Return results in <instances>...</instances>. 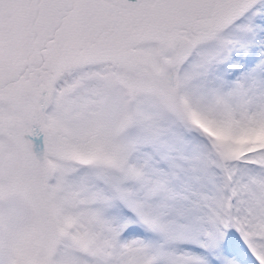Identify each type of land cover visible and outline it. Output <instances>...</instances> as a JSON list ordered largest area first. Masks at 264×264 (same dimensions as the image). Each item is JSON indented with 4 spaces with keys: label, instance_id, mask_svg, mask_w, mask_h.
Segmentation results:
<instances>
[{
    "label": "snow or ice",
    "instance_id": "obj_1",
    "mask_svg": "<svg viewBox=\"0 0 264 264\" xmlns=\"http://www.w3.org/2000/svg\"><path fill=\"white\" fill-rule=\"evenodd\" d=\"M0 264H264V0H0Z\"/></svg>",
    "mask_w": 264,
    "mask_h": 264
}]
</instances>
